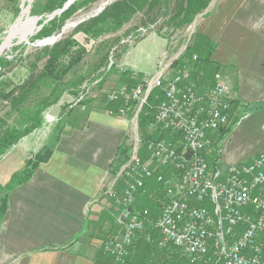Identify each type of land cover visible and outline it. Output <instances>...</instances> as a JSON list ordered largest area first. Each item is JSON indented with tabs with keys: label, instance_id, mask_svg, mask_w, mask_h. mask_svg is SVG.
Masks as SVG:
<instances>
[{
	"label": "built area",
	"instance_id": "2783aa9c",
	"mask_svg": "<svg viewBox=\"0 0 264 264\" xmlns=\"http://www.w3.org/2000/svg\"><path fill=\"white\" fill-rule=\"evenodd\" d=\"M191 44L156 75L133 71V88L121 82L106 95L117 105L107 112L131 127L105 187L119 230L99 247L112 264H129L148 227L177 264H264V153L236 165L207 156L232 123L233 101L227 77H207L198 55L176 65ZM157 90L162 97L153 106ZM146 199L157 211L142 206Z\"/></svg>",
	"mask_w": 264,
	"mask_h": 264
},
{
	"label": "crops",
	"instance_id": "0c3cea01",
	"mask_svg": "<svg viewBox=\"0 0 264 264\" xmlns=\"http://www.w3.org/2000/svg\"><path fill=\"white\" fill-rule=\"evenodd\" d=\"M214 10L200 33L216 43L211 69L222 71L230 85L236 127L222 142L220 161L236 165L264 153V0H220ZM82 110L83 122L68 125L60 142L26 149L17 145L0 160V186L5 187L34 153L53 149L49 162L11 191L4 215L0 200V264L113 263L96 254L102 239L88 240L85 232L101 211L99 201L130 122ZM135 254L129 264H139Z\"/></svg>",
	"mask_w": 264,
	"mask_h": 264
},
{
	"label": "rangeland",
	"instance_id": "374dc122",
	"mask_svg": "<svg viewBox=\"0 0 264 264\" xmlns=\"http://www.w3.org/2000/svg\"><path fill=\"white\" fill-rule=\"evenodd\" d=\"M180 1L181 0H172V11L168 16L159 15L157 16L158 20L155 21L153 16L149 13H138L132 21L125 24L118 33L104 35L99 41H91L88 43L86 36L82 32H78V26L88 22L91 18L99 17L107 7L117 2V0H101L87 8L80 9L74 14L71 20L65 23L59 33L52 37L45 38V40H36V35L42 27L39 23L44 17L33 16L31 14L35 0H0V47L8 38L11 32L10 30L21 18L24 8L29 10V16L31 18L38 19V25L35 30H33L34 33L32 32L25 40H22L20 36L16 37L0 56V58L7 56L13 61V65L2 72L3 75L2 78H0V83L5 80L9 83L11 88H15L28 80L31 77L30 73L32 71L35 74H39L43 70L47 59L41 61L36 67L35 62L37 61L38 55L41 54L45 47H53L56 43L68 37L75 38L88 49V54L85 56V60L78 69L80 75H85L87 77V81L81 87L79 94L74 96L72 91L66 92L59 104L51 107L45 113V126L33 132L30 137L28 136V139H23L18 147L21 146L26 149V147H34L35 145L45 146L46 144L48 145V143L52 145L55 142H60L63 136L67 134L68 125L71 124L72 126L74 123L80 124L83 122L85 112L82 110V102H90L87 108L96 109L101 113H106L108 109L111 108L116 109L117 105L113 103L110 104L107 101L106 95L107 93H112L119 89L121 74L123 70L126 71L130 67L127 64H130L132 68L135 67L139 72L141 71L140 73L143 75H156L158 66L162 61L165 63L174 61L178 55L185 51L184 48L189 43H192L191 45H193V47L198 46V48H207L208 50L212 48V50L215 51L217 48L216 43L201 34L200 28L205 21L213 16L215 12L214 9L220 0H213L209 8L206 9L203 14L195 17L194 21L188 27L174 31L175 28L171 26L169 20L174 15V10ZM57 12L53 15H48L46 22L54 19L55 16H57ZM125 40L126 42L128 40V43H124L123 41ZM105 41L107 44H105L104 48H100L101 44ZM104 55H108L107 63L100 70L96 71L94 68L96 64H100L99 62L103 59ZM211 67L212 66L206 67L205 69L206 76L209 78L216 73ZM216 70L220 73L222 72L219 69ZM71 79L72 76H70L69 80ZM101 81H104V85L99 87ZM47 93L49 92L45 91L42 96L45 97ZM158 94L161 95L162 91L157 90L154 93L155 96ZM72 109L74 112L71 111ZM16 115V112L11 111V104L6 102L1 104L0 118H8L11 123L14 121ZM62 118L67 125L64 128L65 133L60 136V132H57V128L60 126V120ZM141 129V137L144 138L147 130ZM221 149L222 143H216L209 149L207 156L210 159H214V156L219 157ZM35 155L34 153L30 159ZM115 163L116 162H113V165ZM115 167L116 166H111V173ZM1 169H4V167H1ZM105 193L99 201L102 206L101 211L99 213L95 212L96 214L91 217V226H88L85 232L88 240L93 236H98L99 239L105 241L118 233L119 227L113 212V203L109 197L105 196ZM3 194L1 197L4 196ZM145 231H149L150 233L154 232L150 227L146 228ZM145 233L141 234L139 239L135 242L137 248L139 247L141 237ZM137 248H135L136 251ZM136 251H134L133 254H137ZM96 254L97 256L98 254L100 256L105 255L100 247Z\"/></svg>",
	"mask_w": 264,
	"mask_h": 264
},
{
	"label": "trees",
	"instance_id": "16d2710c",
	"mask_svg": "<svg viewBox=\"0 0 264 264\" xmlns=\"http://www.w3.org/2000/svg\"><path fill=\"white\" fill-rule=\"evenodd\" d=\"M70 0H35L31 14L33 16H43L44 19L39 23L41 29L36 35V40H45V38L52 37L59 33L65 23L71 20L80 9L87 8L101 0H80L76 1L67 10L60 15L55 16L54 19L46 22L48 15H53L55 12L63 9ZM213 0H181L174 15L170 18L171 26H174V31L188 27L195 19V17L203 14L209 8ZM172 0H117L111 6L107 7L102 15L94 17L78 26V32H82L88 43L91 41H99L104 35L116 34L122 29L125 24H128L132 19L141 12L149 13L153 16L155 21L157 16H168L171 13ZM173 11V12H174ZM106 41L101 44L100 48H104ZM207 49V48H206ZM204 48L191 47L181 59V62L176 65H185L193 61V54L199 56L201 61V68L211 66V57L213 55L212 48L209 50ZM88 54V49L80 44L75 38L68 37L53 47H45V49L38 55L35 66L41 62L46 61L43 70L39 74L33 71L30 73L31 77L23 84L11 88L9 83L3 80L0 83V106L3 102L11 104V111L16 112L17 115L14 121L10 123L8 118H0V160L5 157L10 151L14 149L19 143L32 135L38 129H41L46 124L45 113L48 109L59 104L63 95L72 91L73 95L79 94L81 87L87 81L85 75H80L78 69L85 56ZM108 55H104L100 60V64H96L95 70H100L107 63ZM13 65V61L7 56L0 58V78L2 72ZM203 65V66H202ZM133 71L126 70L121 74L120 81L130 88L134 87L135 81L131 80ZM70 76L72 79L69 80ZM99 87L104 85V81L99 83ZM47 91L44 97L42 94ZM155 93V92H154ZM161 95H152L151 104L156 106L160 103ZM90 102H82V106L88 107ZM73 110V109H72ZM71 110V111H72ZM149 123L148 118L143 120L142 127L145 128ZM67 124L64 123L63 118L60 120V126L57 132L60 136L63 135L64 128ZM236 125L231 123L228 128L223 129L221 134L214 139V144L222 143L223 140L235 129ZM59 136V137H60ZM126 154V151H124ZM53 154V149L43 150L36 154L28 162L27 167L19 174H15L12 180L5 186H0L1 212L4 215L8 208V198L11 191L20 185L29 182L34 176L35 171L41 164L49 162ZM212 159L217 164L220 161V156ZM142 206L149 207L157 211V202L155 200L146 199ZM0 218V229L2 225ZM154 232L147 231L140 239L139 247L137 248V260L139 264H177L179 261L175 257L169 256L167 251L162 250L151 239L154 237ZM136 251V250H135ZM96 264H106L98 261Z\"/></svg>",
	"mask_w": 264,
	"mask_h": 264
},
{
	"label": "bare ground",
	"instance_id": "6f19581e",
	"mask_svg": "<svg viewBox=\"0 0 264 264\" xmlns=\"http://www.w3.org/2000/svg\"><path fill=\"white\" fill-rule=\"evenodd\" d=\"M31 2V1H30ZM30 9V8H29ZM38 20L36 18H31L29 16V10L24 8L21 14V18L17 21V23L10 30V34L8 38L1 44L0 47V56L3 51L11 44L12 40L19 37L23 40L27 39L30 34H32L33 30H35ZM34 33V32H33Z\"/></svg>",
	"mask_w": 264,
	"mask_h": 264
},
{
	"label": "water",
	"instance_id": "95a60500",
	"mask_svg": "<svg viewBox=\"0 0 264 264\" xmlns=\"http://www.w3.org/2000/svg\"><path fill=\"white\" fill-rule=\"evenodd\" d=\"M77 1V0H70L63 9H60L56 14L59 15L61 14L63 11L67 10L71 5H73V3ZM55 14V15H56ZM38 20V19H37ZM41 29V28H40Z\"/></svg>",
	"mask_w": 264,
	"mask_h": 264
}]
</instances>
